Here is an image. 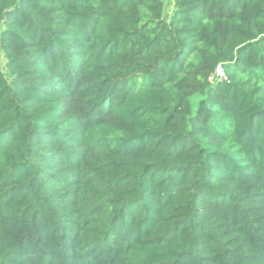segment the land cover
Instances as JSON below:
<instances>
[{
    "label": "trees",
    "instance_id": "obj_1",
    "mask_svg": "<svg viewBox=\"0 0 264 264\" xmlns=\"http://www.w3.org/2000/svg\"><path fill=\"white\" fill-rule=\"evenodd\" d=\"M0 264H264V0H0Z\"/></svg>",
    "mask_w": 264,
    "mask_h": 264
},
{
    "label": "built area",
    "instance_id": "obj_2",
    "mask_svg": "<svg viewBox=\"0 0 264 264\" xmlns=\"http://www.w3.org/2000/svg\"><path fill=\"white\" fill-rule=\"evenodd\" d=\"M225 69L224 67L220 64L217 66L216 70H215V74H214V78L217 80H221L225 77Z\"/></svg>",
    "mask_w": 264,
    "mask_h": 264
},
{
    "label": "rangeland",
    "instance_id": "obj_3",
    "mask_svg": "<svg viewBox=\"0 0 264 264\" xmlns=\"http://www.w3.org/2000/svg\"><path fill=\"white\" fill-rule=\"evenodd\" d=\"M168 9L171 10L173 6V0H166Z\"/></svg>",
    "mask_w": 264,
    "mask_h": 264
}]
</instances>
